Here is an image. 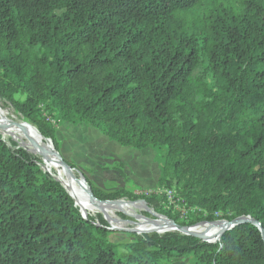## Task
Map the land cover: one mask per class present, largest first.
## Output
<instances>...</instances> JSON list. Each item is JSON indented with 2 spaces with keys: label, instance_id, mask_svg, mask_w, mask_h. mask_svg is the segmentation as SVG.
Wrapping results in <instances>:
<instances>
[{
  "label": "trees",
  "instance_id": "16d2710c",
  "mask_svg": "<svg viewBox=\"0 0 264 264\" xmlns=\"http://www.w3.org/2000/svg\"><path fill=\"white\" fill-rule=\"evenodd\" d=\"M0 99L57 151L41 106L121 145L164 148L160 189L193 211L181 221L163 194L143 197L158 215L185 227L244 216L264 230V0H0ZM13 146L0 138V264H264L245 222L215 242L134 234L120 252ZM86 181L98 200L139 199Z\"/></svg>",
  "mask_w": 264,
  "mask_h": 264
},
{
  "label": "rangeland",
  "instance_id": "374dc122",
  "mask_svg": "<svg viewBox=\"0 0 264 264\" xmlns=\"http://www.w3.org/2000/svg\"><path fill=\"white\" fill-rule=\"evenodd\" d=\"M1 101L5 107L10 105L3 100ZM14 112L20 117L15 110ZM40 116L55 132V138L59 149L58 151L56 150L57 153L63 159L74 163L76 167L75 171L82 175L86 186H88L86 181L87 178L95 186L99 187L106 193L126 192L139 196V199L152 195L162 187L163 184H159V178L162 175V164L166 152L164 148L147 147L138 149L132 146L121 145L117 141L111 140L103 135L99 130L80 122L76 118L73 119L74 121H62L56 112L45 109L42 106L40 108ZM6 144L8 146L14 145L13 147H17L15 142ZM28 153L31 154L30 152ZM31 155L34 156L33 154ZM39 160L40 162L38 165L42 169V161L40 158ZM42 171L45 172L43 169ZM45 173L54 178V172ZM118 199L133 201L127 196H122ZM134 205L141 209L140 211H137L138 215H141L147 220L156 219L153 213L146 210L143 206H140L137 203ZM165 210L167 211L166 208ZM172 212H176V209L174 208ZM87 213L95 218L96 223H99V219H102L106 224V227H113V225L106 219L104 213L96 215L90 212ZM114 213L115 217L125 224L118 229H109L108 239L112 242L119 243V251L122 252L124 251L122 245L126 242L132 241L134 239V234H137L132 232L131 229L137 228L136 224L139 218L120 210H117ZM161 216L165 217L164 215ZM184 218L180 220L186 221L188 219H186V217ZM196 225L198 226L199 223ZM155 230L159 234L164 233V231L160 233L157 229ZM139 231L138 234L148 235L151 232H155L149 230L146 232L141 229H139ZM213 236H215V234ZM193 261L194 256L187 255L180 259H171L165 263L186 264Z\"/></svg>",
  "mask_w": 264,
  "mask_h": 264
},
{
  "label": "bare ground",
  "instance_id": "6f19581e",
  "mask_svg": "<svg viewBox=\"0 0 264 264\" xmlns=\"http://www.w3.org/2000/svg\"><path fill=\"white\" fill-rule=\"evenodd\" d=\"M0 138L6 143L15 142L17 147H21L34 156L39 157L42 161V169L45 172L55 173L53 175L54 178L60 181L67 189L68 193L81 210L85 208L89 212L104 213L106 219L113 225V227H122L125 224L115 217L114 212L117 210L139 218L137 220L136 227L142 231L147 232V230L157 229L160 233H162L165 231L166 227H169L168 222L164 218H160L156 222H152V220H147L141 215H138L137 211H140L141 209L136 207L134 205L135 203L130 204L124 200H119L113 205L110 203L103 205L95 203L89 196L87 186L81 175L75 170H67L58 165L56 160L57 157L53 153V145L41 136L33 124L29 123L21 116H17L11 105L8 107L3 106L1 99ZM40 148H43V151H40ZM221 228L222 223H214L202 224L192 229L196 231H204L209 237H214L213 235L218 233Z\"/></svg>",
  "mask_w": 264,
  "mask_h": 264
},
{
  "label": "water",
  "instance_id": "95a60500",
  "mask_svg": "<svg viewBox=\"0 0 264 264\" xmlns=\"http://www.w3.org/2000/svg\"><path fill=\"white\" fill-rule=\"evenodd\" d=\"M44 139L46 140V141H48V142H50L51 144H52V142H51V140L49 139V138H45L44 137ZM53 145V144H52ZM54 148V147H53ZM40 151H43V148H40ZM52 152H53V150H52ZM54 155H56V160H57V162H58V165H60V166H62V167H64L65 169H67V170H73L69 165H68V163H67V160H65V159H63L61 156H59V154L57 153V151L54 149ZM42 156H43V154H42ZM81 175V174H80ZM81 177H82V175H81ZM57 180V179H56ZM58 181V180H57ZM60 184H61V182L60 181H58ZM62 185V184H61ZM63 186V185H62ZM63 188L67 191V189L63 186ZM87 189H88V193H89V196L93 199V201L95 202V203H97V204H100V205H103V204H108V203H110V204H115V203H117L118 201H119V199H115V200H105V201H101V200H98L97 198H95L93 195H92V193H91V190H90V188L87 186ZM68 192V191H67ZM69 194V193H68ZM70 195V194H69ZM72 198V197H71ZM73 199V198H72ZM128 203H130V204H133V203H139L140 205H142L146 210H148V211H150V212H152L153 213V215L156 217V219H151L152 220V222H156L159 218H164L167 222H168V226L169 227H166V231H164V232H167V231H177V232H179V233H181V234H184V235H190V236H193V237H195V238H197V239H199L200 241H207V242H215L216 240H218V238L220 237V235L223 233V231H225V230H227V229H230L234 224H236V223H251V224H253V225H255L259 230H260V232H261V235H262V238H263V240H264V230L263 229H261V225L257 222V221H255V220H253V219H251V218H249V217H244V216H241V217H237V218H235L234 220H232V221H226V220H216V221H214V222H211V223H208V224H214V223H222V228H221V230L218 232V233H216L215 234V236L214 237H209L208 235H207V233L206 232H204V231H196V230H194V229H192V228H190V227H185V226H182V225H179V224H177V223H175V222H173L172 220H170V219H167L166 217H163V216H161V215H158V214H156L155 212H153L152 211V209L151 208H149L147 205H146V203L144 202V200L143 199H138V200H135V201H127ZM74 203H75V201H74ZM75 206H77L76 205V203H75ZM78 207V206H77ZM79 208V207H78ZM79 210H80V212L81 213H84L80 208H79ZM202 224H204V223H199V225H202ZM119 227H111V228H109L110 230H114V229H118ZM169 229V230H168ZM131 231L132 232H134V233H139V230L136 228V229H131ZM149 231H155L156 232V230H149Z\"/></svg>",
  "mask_w": 264,
  "mask_h": 264
},
{
  "label": "built area",
  "instance_id": "2783aa9c",
  "mask_svg": "<svg viewBox=\"0 0 264 264\" xmlns=\"http://www.w3.org/2000/svg\"><path fill=\"white\" fill-rule=\"evenodd\" d=\"M153 194H157V195L163 194L165 196V199H166V205L165 206L167 208L170 206H173L176 209V211H178L180 213V218L187 217L189 212L193 211V209L181 205L180 199L176 196L175 192L171 189L161 188V189H158L157 191H155ZM196 226H191L190 228H194Z\"/></svg>",
  "mask_w": 264,
  "mask_h": 264
},
{
  "label": "crops",
  "instance_id": "0c3cea01",
  "mask_svg": "<svg viewBox=\"0 0 264 264\" xmlns=\"http://www.w3.org/2000/svg\"><path fill=\"white\" fill-rule=\"evenodd\" d=\"M101 168H103V167H101ZM92 181V180H91Z\"/></svg>",
  "mask_w": 264,
  "mask_h": 264
}]
</instances>
